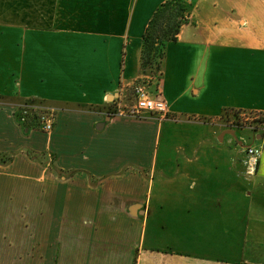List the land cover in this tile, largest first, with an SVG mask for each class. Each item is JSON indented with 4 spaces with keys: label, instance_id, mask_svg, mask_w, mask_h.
Returning a JSON list of instances; mask_svg holds the SVG:
<instances>
[{
    "label": "crops",
    "instance_id": "crops-1",
    "mask_svg": "<svg viewBox=\"0 0 264 264\" xmlns=\"http://www.w3.org/2000/svg\"><path fill=\"white\" fill-rule=\"evenodd\" d=\"M168 1L0 0V264H264V132L248 176L222 120L264 113V0L196 1L165 49L170 118L108 115L150 78ZM29 100L53 132L19 123Z\"/></svg>",
    "mask_w": 264,
    "mask_h": 264
},
{
    "label": "built area",
    "instance_id": "built-area-1",
    "mask_svg": "<svg viewBox=\"0 0 264 264\" xmlns=\"http://www.w3.org/2000/svg\"><path fill=\"white\" fill-rule=\"evenodd\" d=\"M146 82L140 83L134 87L136 93V103L131 106H123L122 103L117 107H113L109 111V116H128L141 118L145 115L157 116L161 120L170 118V109L166 102L161 97V89L152 92L148 88ZM151 87V85H150ZM16 119L19 123L32 129H39L44 133H51L55 128L56 111L54 108L47 105L29 100L18 106L15 110ZM248 156L246 161V174L253 176L257 173L261 149L249 146L246 150Z\"/></svg>",
    "mask_w": 264,
    "mask_h": 264
},
{
    "label": "rangeland",
    "instance_id": "rangeland-1",
    "mask_svg": "<svg viewBox=\"0 0 264 264\" xmlns=\"http://www.w3.org/2000/svg\"><path fill=\"white\" fill-rule=\"evenodd\" d=\"M171 1V0H170ZM198 0H185V2L190 5L189 12L185 15L189 19V23L191 22V14L193 10L195 9L194 3ZM189 7V6H188ZM169 23L168 20H166V25ZM169 26V25H167ZM161 48L162 46L156 45L153 49L152 56H150L149 61L153 62V65H150L147 63L146 65V71L145 75L150 76V78H144L142 79V82H146L149 84L148 88L152 90L150 85L153 86L154 90L152 92H156V90L161 89V79H162V68H163V61H161L159 58L161 57ZM159 57V58H158ZM125 102L123 103V106L131 107L136 103V93L135 89L132 88L131 92L129 93L128 98L124 99ZM113 108V106L111 107ZM223 123L227 128H229L230 131L234 132L235 134V140H236V147L238 146V143L242 141V149L245 148V150L252 144L258 143L259 140L256 141V134L257 132H264V113L262 112H243V111H229L226 112L222 116ZM31 128V127H28ZM221 136L220 134L217 137L218 142H221ZM254 141H256L254 143ZM244 152V150H242ZM242 152V153H243ZM246 154V151L244 152ZM9 155V154H8Z\"/></svg>",
    "mask_w": 264,
    "mask_h": 264
},
{
    "label": "trees",
    "instance_id": "trees-1",
    "mask_svg": "<svg viewBox=\"0 0 264 264\" xmlns=\"http://www.w3.org/2000/svg\"><path fill=\"white\" fill-rule=\"evenodd\" d=\"M189 6V7H188ZM190 5L185 0H171L164 4L156 13L153 18L146 35L144 36V45L142 53L143 71H146L147 63L153 65L149 61L152 56L153 48L156 45L162 46L161 48V61L165 58L166 45L171 41H176L181 28L189 24V19L185 15L189 12ZM166 20L169 23L166 25ZM12 156L8 154L0 155V164L7 165L11 162Z\"/></svg>",
    "mask_w": 264,
    "mask_h": 264
},
{
    "label": "water",
    "instance_id": "water-1",
    "mask_svg": "<svg viewBox=\"0 0 264 264\" xmlns=\"http://www.w3.org/2000/svg\"><path fill=\"white\" fill-rule=\"evenodd\" d=\"M232 135H233L234 137H236L235 134H234V132L232 133Z\"/></svg>",
    "mask_w": 264,
    "mask_h": 264
}]
</instances>
